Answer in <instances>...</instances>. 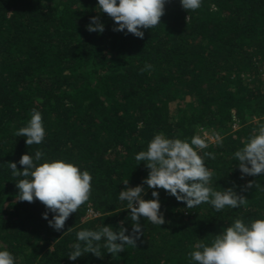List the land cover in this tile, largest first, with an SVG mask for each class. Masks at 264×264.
<instances>
[{"label":"trees","instance_id":"16d2710c","mask_svg":"<svg viewBox=\"0 0 264 264\" xmlns=\"http://www.w3.org/2000/svg\"><path fill=\"white\" fill-rule=\"evenodd\" d=\"M95 5L0 0V247L15 264H194L188 256L194 244H209L236 218L264 216V175L241 177L232 156L264 122V0H202L189 13L179 0H165L160 24L141 29L142 38L114 31V21ZM92 16L103 23L101 33L86 30ZM32 109L45 129L40 145L14 135ZM213 132L222 143L204 150L215 155L204 161L214 173L212 187H232L246 198L244 206L186 209L158 189L165 223L139 218L136 247L115 257L68 259L79 229L131 231L130 210L117 196L123 180L127 187L142 184L149 169L134 154L154 134L188 139ZM37 148L92 177L88 201L59 231L42 218V202L16 198L19 178L7 167L14 162L21 170L20 156ZM142 186L143 198L151 199L153 189Z\"/></svg>","mask_w":264,"mask_h":264},{"label":"clouds","instance_id":"9594fccd","mask_svg":"<svg viewBox=\"0 0 264 264\" xmlns=\"http://www.w3.org/2000/svg\"><path fill=\"white\" fill-rule=\"evenodd\" d=\"M164 3L165 0H96L95 7L97 12L106 13L114 21V31H126L142 38L141 29H152L160 24ZM179 3L189 13L198 9L202 0H179ZM85 27L87 31L97 33L104 29L98 16L90 17ZM149 67L145 65L141 71ZM14 135L25 137L26 145H40L45 137L41 113L32 109L27 123ZM212 142L220 145L222 137L215 132L211 139L199 134L188 139L154 134L146 147L134 154V159L138 163L143 161L149 169L142 184L153 189L152 198H143L145 188L142 184L127 187V179L123 180L126 187L117 196L130 210L127 218L131 222V231L125 234L123 226L114 229L108 225L79 229L75 232L68 259L75 260L86 253L96 257L110 253L115 257L125 246L136 247V240L141 235L139 218L159 226L165 223L158 189L165 190L176 201H182L186 209H194L202 203L216 211L244 206L246 198L232 187L222 191L212 187L214 173L204 162L205 158L215 159L213 153L204 151ZM232 156L241 177L264 175V122L258 123L254 133ZM18 163L23 166L21 170H17L16 163H7L11 175L19 178L15 185L18 189L16 198L27 202L35 198L42 202L46 209L42 218L54 230L62 229L69 215L88 201L92 177L86 169L63 158H46L39 148L33 154H22ZM252 186L257 185L248 181L247 187ZM49 212L51 219H48ZM188 256L194 264H264V216L247 221L232 220L209 244H194ZM0 264H15L13 254L3 247H0Z\"/></svg>","mask_w":264,"mask_h":264},{"label":"built area","instance_id":"2783aa9c","mask_svg":"<svg viewBox=\"0 0 264 264\" xmlns=\"http://www.w3.org/2000/svg\"><path fill=\"white\" fill-rule=\"evenodd\" d=\"M201 136H206V137H209L211 139V134L209 135L208 133H202ZM92 214L91 210H89L88 212V216L90 217Z\"/></svg>","mask_w":264,"mask_h":264},{"label":"rangeland","instance_id":"374dc122","mask_svg":"<svg viewBox=\"0 0 264 264\" xmlns=\"http://www.w3.org/2000/svg\"><path fill=\"white\" fill-rule=\"evenodd\" d=\"M260 78H261V81L263 82V84H264V71H263V73H262V75L260 76ZM209 134V133H208ZM210 135V134H209Z\"/></svg>","mask_w":264,"mask_h":264}]
</instances>
